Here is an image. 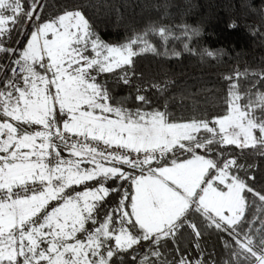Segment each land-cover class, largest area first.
<instances>
[{
	"label": "rangeland",
	"instance_id": "rangeland-1",
	"mask_svg": "<svg viewBox=\"0 0 264 264\" xmlns=\"http://www.w3.org/2000/svg\"><path fill=\"white\" fill-rule=\"evenodd\" d=\"M10 10L0 1V39ZM21 52L23 87L14 89L19 96L13 101L18 103L7 108V121L0 122V190L29 182H45L46 187L0 204V263L112 264L119 254L139 250L154 239L141 258V264H151L160 257L159 246L174 243L177 221L192 206L209 216L208 225L217 232L220 226L239 222L245 184L236 176L241 169L239 174L250 177L246 166L230 161L205 185L211 167L207 159L194 157L162 169L152 165L156 158L195 140L201 131L221 138L225 145L264 144V123L253 109L235 104L226 117L183 123L167 122L162 114L131 118L109 102L99 84L101 74L130 63L131 49L90 40L88 23L79 12L39 25ZM73 133L107 137L110 143L130 144L147 155L141 175L133 177L132 199L124 193L132 181L129 166L69 144L65 137ZM60 139L70 149L68 154L54 155ZM103 176L115 180L123 199L98 226L92 214L110 191L97 187L68 194ZM161 257L167 255L163 252ZM198 259L177 256L175 264L187 260L202 264L191 261Z\"/></svg>",
	"mask_w": 264,
	"mask_h": 264
},
{
	"label": "trees",
	"instance_id": "trees-1",
	"mask_svg": "<svg viewBox=\"0 0 264 264\" xmlns=\"http://www.w3.org/2000/svg\"><path fill=\"white\" fill-rule=\"evenodd\" d=\"M0 1L11 9L0 39L2 64L9 59L4 52L8 46L18 48L15 60L22 62L21 51L39 25L79 12L88 23L90 40L131 49L127 66L99 77L100 90L109 102L127 111L131 118L162 114L167 122L210 121L230 115L231 108L239 104L253 109L257 120L264 123V0ZM33 15L35 23L30 22ZM7 79L8 73L0 84L2 123L7 121V108L18 103L13 100L19 96L18 91L8 89ZM79 134H71L80 139L71 145L87 148L102 160H121L129 166L132 181L124 193L130 199L133 177L141 175L146 159L135 165L119 155L105 156L85 142L98 139ZM198 134L195 140L189 139L156 158L152 166H172L195 156L205 158L211 163L204 179L206 185L230 161L239 162L238 167L246 166L250 174L246 177L239 174L241 169L237 170L236 178L245 184L243 214L234 226L220 229V241L217 231L208 225L209 216L192 206L177 221L178 234L172 247L167 243L159 246L160 257L152 259L151 264H175L177 256L199 257L191 261L203 264H223L226 260L232 264H257L264 256V144L225 145L221 138L205 131ZM59 141L54 155L68 154L70 146ZM98 141L105 147L114 144L107 137ZM114 183L103 176L73 188L68 195L97 187L109 190L92 214L99 226L116 212L123 199V191L117 190ZM153 240L144 242L139 250L119 254L112 264H141ZM163 252L166 258L161 257ZM189 262L185 264H192ZM0 264L14 263L3 260Z\"/></svg>",
	"mask_w": 264,
	"mask_h": 264
},
{
	"label": "built area",
	"instance_id": "built-area-1",
	"mask_svg": "<svg viewBox=\"0 0 264 264\" xmlns=\"http://www.w3.org/2000/svg\"><path fill=\"white\" fill-rule=\"evenodd\" d=\"M24 15V14H23ZM22 15V16H23ZM30 22H36L35 15L30 16ZM25 33L23 34L24 37ZM22 40L18 42L20 44ZM18 48H10L9 46L5 49V55L9 54V59L4 64L0 63V84L3 83L4 76L8 73V79L5 81L6 86L10 90L22 89L23 81L20 77L22 72V66L20 60H15L16 52ZM66 142L75 143L79 142L80 139L73 135H67L65 137ZM91 139H86L85 142L88 144L94 145L96 151L103 153L105 156L119 155L124 159H127L129 162L139 165L143 162L147 155L138 150H135L131 146L119 144H113L111 147H105L101 141H90ZM46 187L45 182H29L14 189L0 190V204H5L13 198L23 199L31 196L34 193H39L44 191Z\"/></svg>",
	"mask_w": 264,
	"mask_h": 264
},
{
	"label": "crops",
	"instance_id": "crops-1",
	"mask_svg": "<svg viewBox=\"0 0 264 264\" xmlns=\"http://www.w3.org/2000/svg\"><path fill=\"white\" fill-rule=\"evenodd\" d=\"M21 93H22V91H21ZM128 146H130V144L128 145ZM197 159L199 158V159H201V157H197V156H195ZM194 157H191V158H189V159H193ZM203 159H205V158H203ZM187 160V159H186ZM173 166V165H172ZM172 166H168V167H172ZM160 169H162V168H160ZM209 171V170H208ZM207 174H208V172H207ZM207 174L205 175V177L207 176ZM219 174V173H218ZM217 174V175H218ZM205 177H204V179H205ZM216 177V176H215ZM214 177V178H215ZM139 177H137L136 179H138ZM213 178V179H214ZM136 179H134L133 180V183H132V194L131 195H133L134 194V192H133V185H134V183H135V180ZM230 180H232V179H230ZM212 181V180H211ZM209 184V183H208ZM207 184V185H208ZM131 199H132V196H131ZM196 201V200H195ZM199 200H197V202H198ZM218 201V200H217ZM197 207V206H196ZM207 207V206H206ZM198 208V207H197ZM207 209V208H206ZM206 209H201L202 211H205ZM200 210V209H199ZM206 212V211H205ZM209 213V212H208ZM210 214H212L213 216H215V217H218L216 214V212H210ZM217 220H219V221H224V220H222V219H219V217L217 218ZM233 226V225H232ZM225 227H229V225H226V226H224V227H222V226H220V229H222V230H225ZM224 234H226V233H224ZM216 235H217V237L219 238V240L221 239V238H223V237H221V233L220 232H217L216 233ZM223 235V234H222ZM201 250H203V248H200ZM262 260L260 259V261L257 263V264H264V262H261ZM197 262H199V263H202L203 264V262H200V261H197ZM228 263L229 264H232L231 262H229L228 261ZM211 264H213V263H211ZM223 264H227V262H223Z\"/></svg>",
	"mask_w": 264,
	"mask_h": 264
}]
</instances>
